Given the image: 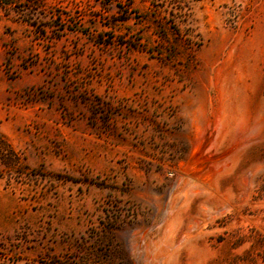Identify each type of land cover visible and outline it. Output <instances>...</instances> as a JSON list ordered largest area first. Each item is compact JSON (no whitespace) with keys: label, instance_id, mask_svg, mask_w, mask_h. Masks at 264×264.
<instances>
[{"label":"rangeland","instance_id":"374dc122","mask_svg":"<svg viewBox=\"0 0 264 264\" xmlns=\"http://www.w3.org/2000/svg\"><path fill=\"white\" fill-rule=\"evenodd\" d=\"M0 7V264H264V0Z\"/></svg>","mask_w":264,"mask_h":264},{"label":"trees","instance_id":"16d2710c","mask_svg":"<svg viewBox=\"0 0 264 264\" xmlns=\"http://www.w3.org/2000/svg\"><path fill=\"white\" fill-rule=\"evenodd\" d=\"M11 4H20L27 7H34L35 11H43L46 13L47 6L45 0H0V7H5Z\"/></svg>","mask_w":264,"mask_h":264}]
</instances>
